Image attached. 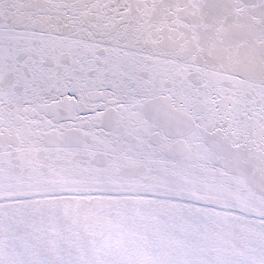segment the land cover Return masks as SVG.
I'll list each match as a JSON object with an SVG mask.
<instances>
[{
    "label": "snow or ice",
    "instance_id": "snow-or-ice-1",
    "mask_svg": "<svg viewBox=\"0 0 264 264\" xmlns=\"http://www.w3.org/2000/svg\"><path fill=\"white\" fill-rule=\"evenodd\" d=\"M0 264H264V0H0Z\"/></svg>",
    "mask_w": 264,
    "mask_h": 264
}]
</instances>
